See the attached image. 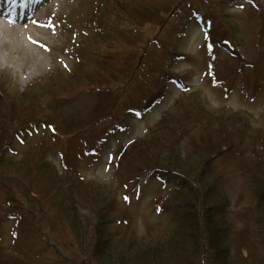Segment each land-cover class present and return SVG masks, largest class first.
Segmentation results:
<instances>
[{
    "label": "rangeland",
    "instance_id": "rangeland-1",
    "mask_svg": "<svg viewBox=\"0 0 264 264\" xmlns=\"http://www.w3.org/2000/svg\"><path fill=\"white\" fill-rule=\"evenodd\" d=\"M130 1H39L31 14L40 18L38 27L47 29L50 41L43 46L30 45L34 56L26 57L22 62L13 60L17 64L15 71L11 70L10 65L0 62V86L6 97V100H0V113L21 123L17 125V135L5 151L0 171L8 170L10 162L19 165L21 171L17 174L25 184L23 186L16 180V184L6 188L0 183V205H4L8 194L15 197L17 203L3 206L0 215L3 216L2 210L6 209L15 213L19 208L26 210V201L29 206L34 201L32 195L37 198L36 201L42 199V195L45 198L47 183L44 186L35 179L34 168L38 167L41 160H46L62 174L64 158L66 164L74 167L73 173H78L92 184L103 185L104 190L112 192L116 200L115 216L122 213L129 215L136 232L142 236L148 228L167 220L168 214L158 212L154 201L176 188V182L173 177L165 181L159 174H145L140 180L139 189L130 192L132 186H123L122 179L115 172L117 151L134 140L146 137L149 130L169 112L177 110L175 114H180L185 113L187 108H203L208 111L205 119L200 116L195 118V115L184 126L187 133L183 136L186 144L182 152L192 145L193 162L200 163L199 168H202L206 156L213 157L211 153H217L209 168L204 165L209 169V179L219 181L221 190L229 197L231 217L236 229L243 227L244 215H249V223L253 224L247 232L248 247L238 244L244 241L241 235L235 245L236 249L243 256L254 260L264 258V240L255 243L258 235H264L259 221L263 212L253 211L255 196L252 194V184L256 185L264 179V68L252 67L236 60L237 54L225 44L218 50L216 43L223 38H213L215 43H211L216 48H203L205 42L207 45L211 26L215 31L220 28L221 19H217L220 14L233 26L235 43L243 58L253 63H264V0H251V3L247 0H206L208 4L203 0H143L161 20L166 19L168 14H176L170 24H182L184 27L181 34L169 33L170 29L166 26L152 35L159 37L162 43H170L174 53L182 58L163 60L157 57L154 63L161 64L160 67L155 68L154 63H151L153 69L146 72L140 83L136 81L132 84L125 94L132 95L136 104L152 90L151 87H156L164 89L162 99L145 114H125L122 127L113 129L102 143L85 155L83 152L90 147L97 130L109 124L107 119L96 128L93 124V110L98 96L96 98V93L91 91L94 86L91 80L103 82L105 73L98 61L101 56L111 57L112 68L119 66L117 62L121 61L123 52L120 48L110 46L111 37L115 30L128 28L122 17L131 5ZM219 4L224 5L221 7ZM176 10L180 13H176ZM207 17L213 21L212 25L205 19ZM151 43L154 45L151 46ZM155 44L154 39L150 41L148 47L151 51L159 47ZM148 53L139 51L137 56L147 62ZM39 58L44 61L41 69L28 75L32 63ZM155 70L177 76L178 82L167 81L171 76L161 78ZM52 73L57 78L56 83L48 78ZM256 73H261V76L257 78ZM41 78H47L46 82L38 83ZM35 89L39 90L36 92ZM114 92L118 93L116 90ZM27 94H34L37 102L41 101L38 109L26 105L25 100H29ZM103 106L100 112L104 114L109 106ZM18 108L24 110L19 112ZM199 118L203 119L202 123L195 121ZM36 119H40V122L44 119L41 123L51 124L58 135L53 134L48 127L39 126L36 129L27 123ZM208 119L213 121L210 127L207 125ZM67 174L62 176L65 178ZM33 203L37 213L32 227L36 226L44 236L37 243L29 244L36 245V250L37 245H48L39 256L40 264H83L84 254L73 242L75 236L66 221L63 207L53 205L54 199L48 198L46 202L41 200L42 208L35 201ZM77 211L82 239L91 244L95 217L82 200H78ZM23 223L30 225L26 219ZM120 227V224L114 226L118 230L122 229ZM18 228L19 225L12 218H7L0 228V248L5 249L11 245L14 240L13 230ZM30 233V239L34 240L37 235L31 229ZM232 235L234 238L233 232ZM46 236L47 241L57 247V253L53 252L52 245L44 242ZM77 250L79 253H75ZM36 261L37 257H34L32 262ZM177 264H184L182 258L177 260Z\"/></svg>",
    "mask_w": 264,
    "mask_h": 264
},
{
    "label": "trees",
    "instance_id": "trees-1",
    "mask_svg": "<svg viewBox=\"0 0 264 264\" xmlns=\"http://www.w3.org/2000/svg\"><path fill=\"white\" fill-rule=\"evenodd\" d=\"M203 1L208 4V1ZM129 3L131 5L124 11L122 17L128 28L115 30L110 43V46L120 48L123 52L121 61L117 62L119 66L112 68L111 57L104 58L101 56L98 61L103 66L102 69L105 73L103 82L91 80L94 85L91 87V91L96 93L94 94L96 98L98 96L95 100L97 102L96 107L93 110L95 118L93 124L96 128L101 121L109 120L107 127L97 130L98 133L95 135L93 143H100L111 130L118 129L122 125L125 114H145L162 99L164 89H156V87H151L152 90L140 99V103L137 101L136 104L132 95L125 94L132 84L136 81L140 83V79L146 76V72L153 69L151 63L156 62L157 57L163 60L182 58V56L174 53L170 43V45L167 42L162 43L159 37L152 35L153 32L158 33L164 29L169 15L166 19L161 20L156 17L154 10H149L143 0H131ZM134 4H136L137 9ZM219 5L223 7L224 4ZM207 18L209 19V17ZM224 18L220 14L217 16V19H221L219 20L220 28L216 31L214 27L212 28L205 48L216 47L211 43V41L214 42L213 38H223L216 45H227L233 53L237 54L236 60L252 67L264 68V63H253L254 61L249 62L243 58V54L237 47V42L235 43L236 35L233 26ZM217 19H214L215 22ZM177 30H179L177 27L171 26L169 33L173 32L174 35ZM153 39L159 47L151 51L148 45ZM153 45L154 43H151V46ZM143 50L149 52L146 57V59L148 58L147 62L141 56H137L138 52L142 53ZM160 65L154 63L155 68L160 67ZM155 71L160 74L161 78L165 79L166 76H171L169 79H177V76H172L163 70ZM256 75L259 78L261 73H256ZM48 78L56 83L57 78L53 73ZM46 79L41 78L37 82L42 84L44 81L46 82ZM38 90L35 89L34 91L37 92ZM114 90L118 93L115 94ZM4 94L5 91L0 86V100H6ZM27 95L29 100H25L26 105L38 109L41 101L38 103L37 98L33 97L34 94ZM103 105L109 106L104 114L100 112L104 107ZM114 108L116 110L113 113ZM22 110L24 109L18 108L19 112ZM121 110L122 112H120ZM176 111L169 112L164 116L154 128L149 130L146 137L120 148L117 153L116 173L124 183H131L137 188L139 179L144 173H158L165 180L173 177L176 182V188L170 190L163 198L154 201L156 210L168 214L167 220L162 224L148 228L142 236H138L129 216L124 213L115 216L117 210L115 196L112 192L109 193L104 190L103 185L92 184L84 180L74 174V167L68 164H66V168H69L68 170L72 173L67 174L65 178L43 160L39 162L38 167L34 168L35 179L43 183L44 186L47 183L45 198L43 195L41 196L44 202L47 201V198L54 199L53 205L63 207L66 221L69 223L73 236H75L73 242L78 246L77 249L84 254L83 264H177V260L180 258L184 264H264V258L258 257L254 260L246 255L243 256L236 249L235 245L241 235L244 236V241L238 244L248 247L247 232L253 224L249 223L251 222L249 215H244L243 227L239 230L236 229L231 217L229 197L225 191L221 190L219 181L213 179V182L209 179L208 168L217 153L215 155L211 153L213 157L206 156L202 168H199L200 163L193 162L192 145L187 147L189 149L185 151L186 154L182 152V147H185L186 144L183 136L187 133L184 126L192 121L195 115H197L195 118L200 116V118L205 119L208 111L203 108L195 110V107L187 108L185 113L175 114ZM187 118L189 119L187 120ZM200 118L195 121L202 123L203 119ZM178 119H182V121L177 122ZM39 120H30L27 123L34 125V128L38 124H49L47 122L41 123L44 122V119H41V122ZM20 124L18 120H12L0 113V167H3L1 162L5 156V151L17 135V125ZM212 124L213 121L208 119V127ZM54 130L56 131L55 128ZM57 131L59 132V130ZM225 140L227 141L226 137ZM196 144L199 145V143ZM204 165H208V168H205ZM7 168L8 170L2 169L0 171V183L8 188L13 183L16 184V180H18L25 186L17 174L20 173L21 167L10 162ZM252 194L255 196L253 211L263 212L259 221L264 229V179L259 180L256 185L255 183L252 184ZM32 198L42 208V199L39 198L36 201L37 198L33 195ZM15 200V197H10L8 194V199L3 202V206L17 204ZM78 200L85 202L95 217L96 223L91 232V244L85 243L82 239L80 218L77 211ZM33 202L29 206L26 201L27 209L19 208L17 213L7 209L2 210L0 228L5 222V217L9 215L17 217L15 222L19 228L13 230L14 240L10 243L11 245L5 249L0 248L2 249L0 250V264H40L39 256L45 252L48 245H37L36 250V245L29 244V242L37 243L41 236H44L38 232L36 226L32 227L37 213V208ZM3 206L0 205V209ZM25 219L30 225L23 223ZM115 224H120L122 229H115ZM30 229L37 235L34 240L30 239ZM232 232L235 235L234 238ZM263 240L264 235H258L255 243H260ZM44 242L52 245L53 252L57 253V247L47 241V236ZM78 250L75 253H79ZM34 257H37L35 263L32 262Z\"/></svg>",
    "mask_w": 264,
    "mask_h": 264
},
{
    "label": "bare ground",
    "instance_id": "bare-ground-1",
    "mask_svg": "<svg viewBox=\"0 0 264 264\" xmlns=\"http://www.w3.org/2000/svg\"><path fill=\"white\" fill-rule=\"evenodd\" d=\"M39 1L44 0H15V3L11 0L13 7H15V14L8 12L11 13L12 17L2 16L3 19L0 20V62L7 66L10 65L11 70H16V62H22L30 56H34L29 48L30 45L43 46L45 42L50 41L47 29L38 27L39 17L34 20L31 14L29 20L23 19L26 12L36 9L35 5ZM3 7L5 8V6ZM1 9L2 5L0 4V11ZM43 63V58L32 63L33 66L28 75L40 70Z\"/></svg>",
    "mask_w": 264,
    "mask_h": 264
},
{
    "label": "snow or ice",
    "instance_id": "snow-or-ice-1",
    "mask_svg": "<svg viewBox=\"0 0 264 264\" xmlns=\"http://www.w3.org/2000/svg\"><path fill=\"white\" fill-rule=\"evenodd\" d=\"M13 3H15V0H12Z\"/></svg>",
    "mask_w": 264,
    "mask_h": 264
}]
</instances>
